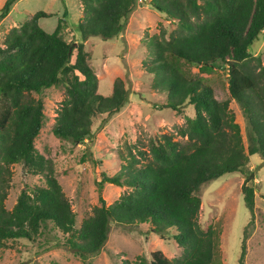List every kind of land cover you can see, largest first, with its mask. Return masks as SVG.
<instances>
[{
    "label": "trees",
    "instance_id": "obj_1",
    "mask_svg": "<svg viewBox=\"0 0 264 264\" xmlns=\"http://www.w3.org/2000/svg\"><path fill=\"white\" fill-rule=\"evenodd\" d=\"M15 0H5L0 20ZM78 30L82 40L90 36L110 39L120 34L138 0H81ZM168 20H176L178 32L169 40L146 39L153 54L151 71L167 93L166 105L179 111L188 103L194 115L177 134H163L149 147V158L138 164L129 160L113 175L102 173L104 183L124 190L113 203L102 201L93 214L75 228V214L51 170L47 185L22 190L11 210L0 195V243L6 239L35 241L47 232L65 236V245L87 262L107 240L110 222L147 223L151 231L170 233L182 249L170 259L160 250L150 260L135 264H215L220 230L197 222L201 200L196 194L206 182L242 169L249 155L258 153L264 163V66L248 46L264 30V0H149ZM64 15L66 12L64 11ZM38 11L19 27L12 28L0 45V180L11 163L22 162L38 172L47 160L35 149L34 140L43 125V100L35 97L43 89L63 83L66 97L60 102L53 132L72 142L94 138V119L118 112L128 101L129 91L115 78L110 95L97 92L98 78L87 63L83 42L71 44L55 31L46 32L38 23L48 17ZM194 64L207 72L215 63L227 69V89L242 108L250 130L245 148L239 125L234 122L230 99L219 101L204 78H187L180 62ZM258 69V72L255 69ZM143 155L144 152L139 150ZM138 164V165H137ZM246 206L253 215L254 188L242 186ZM264 200V195L262 196ZM244 244L239 256L243 264Z\"/></svg>",
    "mask_w": 264,
    "mask_h": 264
},
{
    "label": "rangeland",
    "instance_id": "obj_2",
    "mask_svg": "<svg viewBox=\"0 0 264 264\" xmlns=\"http://www.w3.org/2000/svg\"><path fill=\"white\" fill-rule=\"evenodd\" d=\"M4 2L0 0V9ZM38 11L51 14L38 20L46 32H54L58 19H63L59 34L65 41L71 44L83 42L88 53L87 63L98 78L99 94L110 95L115 78H121L129 91L128 101L118 112L101 114L94 119V138L84 143L72 142L53 132L57 110L66 97L64 84L43 89L40 94L34 93L35 97L42 98L44 112L43 125L34 146L47 160V165L38 172H30L22 162L11 163L1 172L0 195L5 194L4 206L11 210L23 189L45 187L46 173L51 170L70 202L75 214V228H78L102 201L111 204L124 190H131L110 183H104L99 189L102 173L113 175L131 159L143 164L150 156L149 147L163 134L185 140L177 131L193 117L194 108L188 103L179 111L167 106V93L151 71L152 47L150 42L147 45L151 49L145 45L146 39L169 40L177 34L178 23L153 9L149 0L137 2L120 34L110 39L90 36L85 40L78 30L82 17L81 0H15L9 14L0 20V45L12 28L19 27ZM248 52L259 56L264 66V30L248 46ZM179 66L187 78L203 77L217 100L230 99L234 122L239 125L246 148L250 130L248 119L240 105L229 97L225 66L215 63L207 72H200L198 66L183 61ZM244 184L254 188L253 215L244 201ZM196 194L201 200L197 222L204 229L212 226L220 230L215 264H239L243 244V264H264V163L260 155H249L242 169L204 183ZM150 228L147 223L127 225L111 221L106 242L97 253L87 255V262L135 264L140 258L148 262L155 250L170 259L180 257L182 249L170 233L161 236ZM64 240L65 236L55 231L47 232L35 241L6 239L0 243V264H84Z\"/></svg>",
    "mask_w": 264,
    "mask_h": 264
},
{
    "label": "built area",
    "instance_id": "obj_3",
    "mask_svg": "<svg viewBox=\"0 0 264 264\" xmlns=\"http://www.w3.org/2000/svg\"><path fill=\"white\" fill-rule=\"evenodd\" d=\"M144 1H145V0H144ZM138 2H140V0H139Z\"/></svg>",
    "mask_w": 264,
    "mask_h": 264
}]
</instances>
